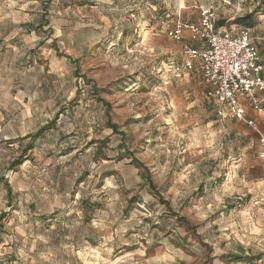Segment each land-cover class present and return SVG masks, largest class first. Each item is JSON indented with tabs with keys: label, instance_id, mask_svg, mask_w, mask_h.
I'll use <instances>...</instances> for the list:
<instances>
[{
	"label": "rangeland",
	"instance_id": "1",
	"mask_svg": "<svg viewBox=\"0 0 264 264\" xmlns=\"http://www.w3.org/2000/svg\"><path fill=\"white\" fill-rule=\"evenodd\" d=\"M211 1L0 0V137L34 146L0 264H264L254 128L218 114L168 34ZM216 1L219 20L264 11Z\"/></svg>",
	"mask_w": 264,
	"mask_h": 264
},
{
	"label": "built area",
	"instance_id": "2",
	"mask_svg": "<svg viewBox=\"0 0 264 264\" xmlns=\"http://www.w3.org/2000/svg\"><path fill=\"white\" fill-rule=\"evenodd\" d=\"M198 22L177 20L168 29L176 41L184 38L186 30L194 47L184 50L182 67L198 69L202 76L204 96L214 102L220 116L254 127L247 109L257 114L264 111V69L260 51L245 27L220 30L217 12L212 6H200ZM260 158L264 161V136H260Z\"/></svg>",
	"mask_w": 264,
	"mask_h": 264
},
{
	"label": "crops",
	"instance_id": "3",
	"mask_svg": "<svg viewBox=\"0 0 264 264\" xmlns=\"http://www.w3.org/2000/svg\"><path fill=\"white\" fill-rule=\"evenodd\" d=\"M211 3L212 4H210V6H212L214 9H217L215 8L217 1L213 0L211 1ZM218 11L216 10L217 15L219 16ZM250 13H253L252 16H246L247 14ZM180 14L181 13L179 12L178 16ZM233 19L234 22H230L229 20L226 21L222 19L219 20L218 17L217 27L220 30H224V29L226 30L237 26L247 28L250 31L251 38L259 48L260 55L262 58L263 69H264V11L255 8L254 11L249 10V12L246 13L245 15L235 16ZM178 42H180L182 46H184V48L196 46V43L190 39V33L188 30L184 32V38ZM263 106H264V96H263ZM247 117L249 119L254 120L255 122V125L253 127L255 136L251 137L252 143H256L257 147H259V150L261 151L262 147L260 144V136H264V111L261 114H257L252 110L247 109ZM244 124L246 123L241 122V125ZM1 129H3L2 126H0V130ZM32 133H33L32 130L25 132H22L20 130L19 132L11 133L6 128H4L2 132V136L0 137V253L3 246H5L8 243L7 241L8 236L6 234V231H7V227H9V225H11L12 223L11 212H13V210H11L10 207H8L7 203L12 204L14 198L16 197V190L9 189V182H10L9 172L13 170V169H9V165L14 158L12 157V154L16 152L17 149L22 148L23 142L28 140L31 141ZM11 207L13 206L11 205Z\"/></svg>",
	"mask_w": 264,
	"mask_h": 264
},
{
	"label": "trees",
	"instance_id": "4",
	"mask_svg": "<svg viewBox=\"0 0 264 264\" xmlns=\"http://www.w3.org/2000/svg\"><path fill=\"white\" fill-rule=\"evenodd\" d=\"M252 14H253V13H250V14H247L246 16H252ZM45 22L47 23V21H45ZM107 108H108V111H109L110 106L107 105ZM108 124H109V126H108L109 128L113 129L114 131L117 130V126H116V124L111 123V121H109ZM43 131H44L43 128L40 129V130L35 134V136H36V137H37V136H40V135L42 134ZM31 137H32V136H31ZM101 145H103V147L106 146V140H102ZM33 148H34V146H33L32 141L28 142V143L26 144V146H24V148H23V151H22L23 153H22L20 156H18L16 159H14V160L10 163V165H9V169H14V168L20 166L21 164H23L24 161H25V158H26V152H27L28 150H30V149H33ZM125 152H126V153H129L128 155L130 156V158L132 159V161H134L133 164H135V166H136L137 168H139V169H144V170L146 171V174H148V169L146 168V166H145L143 163H140L138 160H136L135 158H133V156L130 154L129 151H125ZM147 181H148L149 186L151 187V189H154V184L152 183V181L149 180V179H148ZM234 258L237 259L238 261H241V260L244 259V256H242V255H238V254H237V255H234Z\"/></svg>",
	"mask_w": 264,
	"mask_h": 264
}]
</instances>
